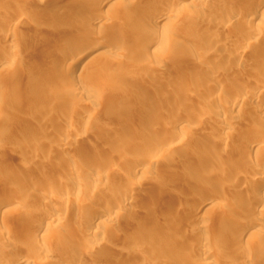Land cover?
Instances as JSON below:
<instances>
[{
  "label": "rangeland",
  "instance_id": "374dc122",
  "mask_svg": "<svg viewBox=\"0 0 264 264\" xmlns=\"http://www.w3.org/2000/svg\"><path fill=\"white\" fill-rule=\"evenodd\" d=\"M41 1L0 0V29L12 22L9 39L16 41L15 53L9 50L16 60L8 55L16 65L0 72V261L22 253L32 264H205L210 258L197 244L208 236L204 243L222 256L215 264H246L251 257V264H264V243L256 247L257 237L249 248L237 247L239 231L231 233L232 224L218 218L264 216V198L251 195L242 182L255 167H264V108L229 107L239 88L258 86L264 103V23L245 22L249 0H222V5L206 0L202 11L192 4L174 25L162 27L169 42L156 53L144 50L149 37L144 25L166 5L188 0H115L101 6L83 0L80 7ZM57 7L66 12L63 18L46 14L37 20V14ZM19 12L23 18L16 20ZM230 12L232 23L213 27ZM90 17L101 24L88 27ZM199 34L212 41L211 54L202 61L197 57L202 47L192 46ZM1 36L0 49L10 41ZM78 36L125 45L109 62L96 58L100 69L94 75L87 74L89 68L69 75L56 62L66 41ZM246 37L252 42L242 47ZM177 56L184 61L170 68ZM154 64H164L173 80L164 76L154 82L149 70ZM66 85L93 86L96 95L74 94ZM94 101L100 110L88 120ZM109 105L123 112L107 117ZM223 118L233 132H220ZM254 143L259 146L253 149ZM147 160L150 165L143 164ZM226 170L238 174L227 176ZM77 175L74 183L71 177ZM130 190L137 193L121 205ZM215 194L226 200H213ZM245 196L249 205L241 203ZM63 198L64 207L56 209L54 203ZM208 199L212 214L196 221L194 209ZM90 205L110 208L112 215L92 221ZM51 214L56 219L44 228L46 236L36 238L39 221L32 219ZM90 224L94 231L87 232ZM145 224L152 233L141 231ZM15 245L21 247L19 256L8 253Z\"/></svg>",
  "mask_w": 264,
  "mask_h": 264
},
{
  "label": "bare ground",
  "instance_id": "6f19581e",
  "mask_svg": "<svg viewBox=\"0 0 264 264\" xmlns=\"http://www.w3.org/2000/svg\"><path fill=\"white\" fill-rule=\"evenodd\" d=\"M92 1H95L98 5L101 6V4L103 5V4L111 3L115 0H92ZM188 1L189 2H186V3H184V2L176 3L175 2V3H170V4L166 5L164 8V11H162L160 13V15L157 17L156 20H153L149 23H146V25H144L143 29H145V30L148 29V34H149L147 42L145 43L146 45L144 47V50L146 52L150 51L152 53H156V51L159 50L162 46L168 44V42H169L168 38H167L168 34L165 31V29L162 27L165 25H172V24L174 25L175 24L174 21H175L176 16L178 14H180L183 10L184 11L190 10L192 4L194 5V9L196 8L195 9L196 11H202L203 9H205V6H207L206 0H188ZM217 1L221 5L223 4L222 0H217ZM232 1H234V0H232ZM40 2H42V1L40 0ZM53 2H55V3L56 2H60V3L61 2H68V3L71 2V3H74L73 5H75V7H80V5L82 3H84L83 0H53ZM249 4L252 5V7H250L248 10V12H249L247 15L248 18H246L245 22L250 23L254 20H258L261 23H264V0H249ZM63 7H65V6H63ZM222 11L223 10L220 9V11H218V12L222 13ZM42 12L36 15V18H38L37 20H39L40 18L42 20L43 16L47 17L46 14L47 15L49 14L48 16L53 17L52 19L63 18L64 14H66V12L61 7H57V8H53V9H49V10H44ZM23 15H24V13L19 12L16 16V20H17V18L22 19ZM84 16L85 15H81L80 17L83 18ZM196 18L199 19V17H196ZM173 19H174V21H173ZM234 20H235V16L232 12H230L225 16V18L220 23H214L213 27H216L217 30H221V29H224V27H226V25H229L230 23H232ZM199 21H202V19ZM11 24H12V22L6 23V28L0 29V35H2L1 37L6 41L10 40L8 42V45L6 46V48L0 49V72L5 69V67H6L5 65L10 64V66H11V64H13L15 62L13 60V58L15 57L16 54H13L14 56H12L10 54L12 51L13 52L15 51V49L13 50V47L15 46L13 43L14 40L9 39L10 35H11L10 31H12V28H11L12 25ZM87 24H88V27L89 26L97 27L101 24V22H100V20H96L95 17L94 18L90 17L89 22ZM158 24H160V26H158ZM38 25H40V24H38ZM38 25H37V27H38ZM205 25H206V22L204 24H202V27H205ZM209 41H210V39H208L207 36H205V34H199L194 38V40H192V46H194V49H197V47H199V46L202 47V48H198V49H202V51L198 50V52H197V57L199 58V59L198 58L197 59L199 61L204 60L206 57H208L211 54L209 49H211L210 46H212V43H211L212 41H210V42ZM242 41H243L242 47H246V46L250 45V43L252 42V38L246 37ZM14 42H16V41H14ZM217 43L218 42H216V44ZM221 44H222V42H221ZM124 45L125 44L122 41L118 42L116 45L108 46L104 42L103 43H101V42L99 43V42H95V41L91 42L90 38L87 36H85V37L84 36L74 37L73 39H70V42L66 41V43L64 44L63 50L59 52L60 58H59V60H57L56 64L58 66H60V68H62L61 69L62 72L67 73L69 75L70 74L72 75V74H74V72H77L80 69H84V68H89V71L87 74L94 75L100 69L98 62L97 63L94 62L95 59L96 58L97 59L102 58L101 60H106V62H109L111 54L116 53V51L121 49L122 46L124 47ZM10 49H11V52L9 51ZM4 50H5V53L7 51L9 52V53L7 52L8 54L6 53L7 56L3 54ZM211 51H212V49H211ZM89 52H93V53L91 55H88ZM222 52L223 51H221V53ZM221 53H215L214 55L220 56ZM239 53L240 52H238V54ZM8 55L12 56L13 58L11 59L10 56L8 57ZM263 55H264V50H263ZM183 61H184V57H182V56H177V57L173 58L170 62V68L174 67L175 65H177L178 63L183 62ZM15 63H14V65H16ZM12 67H13V65H12ZM15 67L16 66H14V68ZM149 70L151 73H153L154 82H155V78L160 80L164 76H166L169 79V81L173 80V77H171L169 75L170 72H168L167 67L164 64H162V65H160V64L151 65L149 67ZM158 80H156V82ZM158 82H160V81H158ZM160 83H162V82H160ZM206 85H207V83H206ZM66 88L68 91H71L74 94L75 93L76 94H83L84 93V94L89 95V96L90 95H92V96L96 95L95 94L96 90L94 89V87L89 86V85H81V86L80 85H78V86L66 85ZM257 88H258V86H257ZM257 88L252 87V90H249V91L245 90V88H239L235 92V97L232 99V102L229 103L230 109L238 108L241 105H243V106L249 105L251 107V109H253L256 112L262 111L264 108V103H262L259 99L261 88H259V89H257ZM98 110H100V104H98V103H96V101H94L93 104H91V106L89 108L90 114L87 115V118H89L88 120H90L91 114L93 112L98 111ZM122 112H123L122 107H120L118 105H109L105 109L104 115L107 117H113V116H119ZM177 122H179V121H177ZM218 123H219V130L221 133L224 134V133H230V132L234 131V127H233L231 121H228V120L226 121L223 118V119H219ZM68 126H69V128H71L70 127L71 125H68ZM77 136H78V134H76V135L74 134L73 136H70L71 140L75 141ZM258 146H259L258 143L257 144L254 143L253 145H251V147L253 149L257 148ZM97 157L101 158V159L103 158L102 155L97 156ZM91 161H92V158L86 160L87 163L91 162ZM87 163H86V165L88 167L89 165ZM143 164L150 165L151 162L149 160H147V161H144ZM86 165H83V166L77 165V167H75V169H82V168L84 169L85 168L84 166H86ZM187 168L190 171L196 170V166H193V165H187ZM251 173L252 174H250L248 176H244L242 179V182H246L248 185V187H244V188L249 189L250 194L253 196H256V198L258 200L263 199L264 198V188H263L264 187V181L261 180V178L264 176V167H261V166L255 167ZM98 174L99 173H97L95 175L93 174L91 178L93 180L97 179ZM225 174L227 176L233 177V176L237 175L238 173H236V171L234 173V170H232V171L226 170ZM78 179H79L78 175L74 176L73 178L71 177V180H73L74 183H76L78 181ZM155 184H156V182H154V185ZM65 189L66 190L63 189V191H65V193H66V191L68 189L67 188H65ZM136 193L137 192H135L133 190H130L128 193H125L123 195L121 205L129 203L134 198V195ZM213 196H214V197H212L213 200H226L223 196L218 195V194H215ZM213 200L208 199V202L203 203L194 209L193 218L196 221H197V219L203 220V218H205L206 216L209 217L212 214L213 206H214ZM56 202H57V204L54 203L55 206L57 205L56 209H57V207H59V208L64 207V205L66 203L64 198L62 200L59 199ZM241 203L249 205L250 204V196L243 197L241 200ZM52 206H54V205H52ZM108 206L110 208H112L111 207L112 204L108 205ZM88 208L90 211H92L91 214L94 212L92 221H94L95 218L98 219V221H100V218L102 216L106 217V215L107 216L112 215L111 213H109L110 210H112L110 208H108L109 209L108 211L103 210V209H96L94 207L92 208L91 205ZM0 209H1V205H0ZM6 209L7 208L2 209V210L5 211ZM53 215L52 214L51 215H43L40 218L38 217V219H36L35 216H34V218H33V216L31 217V218H33L32 221H34V219L39 221V223H38L39 225L37 226V228L34 231V235L36 238L40 239V238H44L46 236L47 232H46V229H44V228H47L49 226V223L56 219V218L54 219L55 215L54 216ZM244 217H245L244 219L240 220V219L232 217L231 215H229L227 213L221 214L218 216L220 222H227L228 221L229 223L232 224L230 226L231 233L239 231L238 232L239 234L234 239L235 240L234 244H236L237 247L242 248V246H243V247L249 248L248 247L249 246V244H248L249 240L255 239L257 237L259 239L257 241L256 247H261L262 243H264V240L261 239V236H262L263 230H264V216L255 217V216H253V213H252L249 215H245ZM31 218H29V219H31ZM90 223H92V222H90ZM141 229H142L141 231L146 230L147 233L148 232L152 233L151 229H153V228H152V226L150 228L148 225L145 224L141 227ZM86 231L87 232L94 231L92 224H90L89 226L86 227ZM206 241H209L208 236L203 237L201 242L204 243ZM203 243L197 244L198 245L197 248L201 249V252L205 257L210 258L204 262L205 264H215V262L218 259L219 260L222 259V256H220L214 250H212L210 247L207 246L208 245V244H206L207 242L204 244ZM48 245L46 244V246L45 245L44 246L47 247ZM109 250L112 252H116L117 249L115 250L114 247H109ZM20 251H21V247L18 245H15V246H13V248L9 249L8 253L9 254H15V255L19 256ZM117 252H118V254H121V252H119V251H117ZM17 253H19V254H17ZM251 260L253 261V257L247 258L246 264H251ZM32 262L33 261L30 259L29 256L21 253V256L17 257L16 259L2 260V261H0V264H32Z\"/></svg>",
  "mask_w": 264,
  "mask_h": 264
}]
</instances>
